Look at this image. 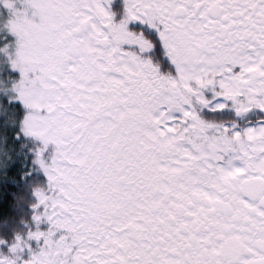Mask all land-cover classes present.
Instances as JSON below:
<instances>
[{"label": "snow or ice", "instance_id": "obj_1", "mask_svg": "<svg viewBox=\"0 0 264 264\" xmlns=\"http://www.w3.org/2000/svg\"><path fill=\"white\" fill-rule=\"evenodd\" d=\"M0 264H264V0H0Z\"/></svg>", "mask_w": 264, "mask_h": 264}]
</instances>
